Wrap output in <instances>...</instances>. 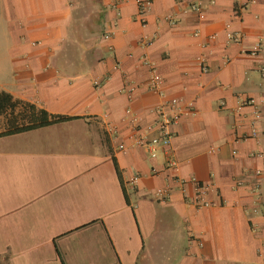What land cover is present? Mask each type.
I'll list each match as a JSON object with an SVG mask.
<instances>
[{
	"label": "crops",
	"instance_id": "1",
	"mask_svg": "<svg viewBox=\"0 0 264 264\" xmlns=\"http://www.w3.org/2000/svg\"><path fill=\"white\" fill-rule=\"evenodd\" d=\"M0 264H264V0H0Z\"/></svg>",
	"mask_w": 264,
	"mask_h": 264
},
{
	"label": "built area",
	"instance_id": "2",
	"mask_svg": "<svg viewBox=\"0 0 264 264\" xmlns=\"http://www.w3.org/2000/svg\"><path fill=\"white\" fill-rule=\"evenodd\" d=\"M139 4V13L142 15L146 12L149 4L151 3V0H137ZM172 23H175V21H172ZM231 38L238 40V37L236 36H230ZM144 64L149 65L150 72H151V87L154 90H159L160 84L162 82V78L157 71L156 67H154L151 62L144 58ZM162 94V92H160ZM247 106H254V100H243L241 101L237 106V111L240 114V112ZM130 109L127 110L128 113H130ZM157 120L155 122V125L151 127V129L155 128L158 131V135L152 138H149L146 132H139L136 136H133L134 141L132 144H126L125 142H121L118 144V150H125L128 149L130 146H145L148 149V152L151 157L155 158L160 154L161 152L169 154L166 160V169H171L176 167V161L173 159V157L170 155L171 145L172 141L175 136V130L174 127L177 125V123L180 121L183 114H185V108L181 102V99L177 97H170L166 101H164L157 109ZM252 116L251 119V133L249 137L256 138L259 135V121L262 118V113L258 109H254L252 113L250 114ZM133 123L137 124V118L133 117L131 120ZM149 129V128H148ZM149 129V130H151ZM244 138V139H246ZM169 192V189L164 192V190L159 189L158 193L165 195ZM204 204H207V202H203Z\"/></svg>",
	"mask_w": 264,
	"mask_h": 264
},
{
	"label": "trees",
	"instance_id": "3",
	"mask_svg": "<svg viewBox=\"0 0 264 264\" xmlns=\"http://www.w3.org/2000/svg\"><path fill=\"white\" fill-rule=\"evenodd\" d=\"M61 119V118H60Z\"/></svg>",
	"mask_w": 264,
	"mask_h": 264
}]
</instances>
